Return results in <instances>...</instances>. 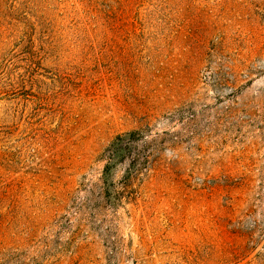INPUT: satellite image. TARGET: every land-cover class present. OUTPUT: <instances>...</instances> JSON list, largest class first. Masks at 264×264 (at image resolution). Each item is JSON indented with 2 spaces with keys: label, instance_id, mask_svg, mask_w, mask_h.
Wrapping results in <instances>:
<instances>
[{
  "label": "rangeland",
  "instance_id": "374dc122",
  "mask_svg": "<svg viewBox=\"0 0 264 264\" xmlns=\"http://www.w3.org/2000/svg\"><path fill=\"white\" fill-rule=\"evenodd\" d=\"M0 264H264V0H0Z\"/></svg>",
  "mask_w": 264,
  "mask_h": 264
},
{
  "label": "trees",
  "instance_id": "16d2710c",
  "mask_svg": "<svg viewBox=\"0 0 264 264\" xmlns=\"http://www.w3.org/2000/svg\"><path fill=\"white\" fill-rule=\"evenodd\" d=\"M118 140H121V138H118ZM109 172V166L106 165L105 169H104V174ZM117 193H114L113 195V199L114 200H119L120 194L118 193V191H116Z\"/></svg>",
  "mask_w": 264,
  "mask_h": 264
}]
</instances>
